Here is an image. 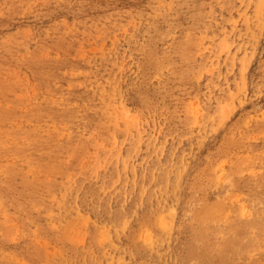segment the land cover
Segmentation results:
<instances>
[{"label":"rangeland","instance_id":"1","mask_svg":"<svg viewBox=\"0 0 264 264\" xmlns=\"http://www.w3.org/2000/svg\"><path fill=\"white\" fill-rule=\"evenodd\" d=\"M0 117V264H264V0H0Z\"/></svg>","mask_w":264,"mask_h":264},{"label":"bare ground","instance_id":"2","mask_svg":"<svg viewBox=\"0 0 264 264\" xmlns=\"http://www.w3.org/2000/svg\"><path fill=\"white\" fill-rule=\"evenodd\" d=\"M34 50H35V49H34ZM83 72H84V70H83ZM91 72H92V71H91ZM115 72H116V71H115ZM115 72H114V73H115ZM89 76L91 77V75H89ZM109 76H110V75H109ZM113 77H115V76H113ZM80 78H81V77H80ZM108 78H109V77H108ZM69 79H70V78H69ZM69 79H68V80H69ZM78 79H79V78H78ZM82 79H83V78H82ZM100 79H101V78H100ZM96 80H97V79H96ZM74 81H75V79H74ZM77 81H79V80H77ZM93 81H94V80H93ZM97 81H98V80H97ZM101 81H102V80H101ZM111 81H112V80H111ZM113 81H114V80H113ZM68 82H69V81H68ZM90 82H91V81H90ZM105 82H106V81H105ZM72 83H73V82H72ZM113 83H115V82H113ZM74 84H75V83H74ZM86 84H87V83H86ZM86 84H85V85H86ZM108 84H109V83H108ZM110 84H111V83H110ZM76 85H77V84H76ZM93 85H94V84H93ZM87 86H88V85H87ZM98 86H99V85H98ZM112 86H113V85H112ZM114 86H115V85H114ZM74 88H75V87H74ZM77 88H78V87H77ZM72 89H73V88H72ZM83 89H84V88H83ZM90 89H91V88H90ZM92 91H93V90H92ZM96 91H97V90H96ZM96 93H97V92H96ZM95 95H96V94H95ZM95 95H94V96H95ZM100 95H101V94H100ZM96 97H97V96H96ZM100 97H102V96H100ZM93 99H94V98H93ZM93 99H92V100H93ZM97 99H98V97H97ZM99 99H100V98H99ZM95 100H96V99H95ZM90 103H91V102H90ZM101 103H102V102H101ZM91 105H92V104H91ZM99 106H100V105H99ZM91 107H92V106H91ZM0 121H1V117H0ZM0 124H1V122H0ZM117 152H118V151H117ZM120 158H121V159H119L120 161H121V160H124V163H125V164L127 163V162H126V159H127L126 157H124L123 155H121ZM130 166H131V165H130ZM133 166H134V165H133ZM132 169H133V168H132ZM51 192H55V189L52 190ZM12 256L15 257V255H12ZM121 262H123V261H121Z\"/></svg>","mask_w":264,"mask_h":264}]
</instances>
